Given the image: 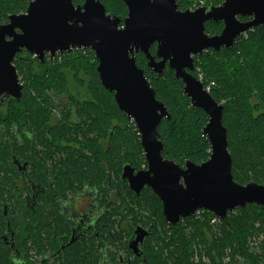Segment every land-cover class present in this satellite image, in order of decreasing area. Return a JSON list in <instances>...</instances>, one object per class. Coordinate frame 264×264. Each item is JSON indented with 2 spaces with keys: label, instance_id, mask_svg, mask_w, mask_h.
<instances>
[{
  "label": "trees",
  "instance_id": "obj_1",
  "mask_svg": "<svg viewBox=\"0 0 264 264\" xmlns=\"http://www.w3.org/2000/svg\"><path fill=\"white\" fill-rule=\"evenodd\" d=\"M99 1L106 13L119 18L122 25L127 16V9L122 0ZM175 1L178 10L185 11L204 6H218L224 0ZM29 2L30 0H0V24L6 23L10 16L25 13ZM74 2L79 4L81 0ZM239 20L248 22L251 18L244 17ZM204 26L208 36L220 34L223 28L222 24L211 22L205 23ZM155 49V46L150 49L152 55L155 54ZM134 57L137 67L143 70L154 90L156 100L164 104L170 116V120L164 118L157 127L163 144L162 157L180 167H183L186 161L196 165L206 162L210 155V145L202 134L208 120L205 113L190 107V101L182 92V82L175 78L174 72L168 67L164 69L162 76L158 77L147 68L144 55L135 53ZM193 60L192 75L201 81L214 102L222 107L221 121L226 129L234 182L243 186L250 183L264 186V27L258 26L248 30L237 38L229 50L221 49L215 52L210 49L200 56L193 57ZM13 65L23 83L25 103L31 112L35 106L37 120L48 116L52 104L51 94L58 97L69 95V80L84 92L80 97L77 96V103L83 108L85 106L81 104H92L90 109H83V113L90 110L95 115V119L90 118L92 125L88 124V128L94 127L102 136H109L108 151L104 153L99 148L98 154L106 155L109 166L115 164L117 182L125 161L130 159L132 167L136 170L146 167L138 130L134 123L119 111L113 94L102 88L92 51L73 50L70 53L58 54L53 61L46 58L43 65L33 60L30 54L20 53L16 55ZM12 104L11 100L7 102L9 112L0 111V120H10ZM111 117L116 119V124L110 122ZM7 155L6 149H0V169L8 168ZM87 160L85 157L81 159L85 167L89 166ZM68 167L72 169L76 166L69 164ZM132 201L136 202L122 207L116 205V227L112 226V230L114 238L120 244L128 233L127 228L133 230L137 225L145 228L152 226L145 238L146 243L144 242L141 248L143 255L135 256L133 264H194L190 259L195 253L194 246L199 244L204 245L203 251L212 260V264H221L225 251L230 253L231 264H264V243L260 249V257L250 252L247 247V241L253 236L259 233L264 235V205L250 204L243 209L237 208L232 213L228 212L226 222L216 217L222 222L221 236L207 239L205 234L209 231L205 232L204 227L194 221V217L183 219L189 222L190 234H177L176 225L169 226L165 223L162 205L150 189L145 188L138 197L132 193ZM42 209L37 210L34 215V228H29L25 237L14 240V249H11L12 242L7 244L0 238V264H17L14 258L11 260V255L16 254L15 249L20 254L24 252L26 258H32L31 252L36 256L42 255L47 251L49 243L55 244L52 246L53 250L58 249L60 237L64 236L62 240L67 241L65 238L69 231H66L64 226L46 225ZM206 214L213 216L207 211ZM7 224L11 227V232L12 229L15 232L16 226L20 225L14 209L4 216L0 203V233L5 230ZM204 224L203 220L201 225ZM166 225L174 230L171 237L163 235L160 231ZM22 228L20 225L19 229ZM61 256L63 264H97V261L101 260L100 255L97 256L95 252L93 254L89 243L74 242L62 250ZM23 263L26 264L24 261Z\"/></svg>",
  "mask_w": 264,
  "mask_h": 264
},
{
  "label": "water",
  "instance_id": "obj_2",
  "mask_svg": "<svg viewBox=\"0 0 264 264\" xmlns=\"http://www.w3.org/2000/svg\"><path fill=\"white\" fill-rule=\"evenodd\" d=\"M122 2L127 9L122 25L119 18L106 13L99 0H84L76 8L71 0H32L25 13L10 16L6 25L0 24V104L4 99L20 97L13 61L23 50L40 60L45 53L53 58L56 53L74 49L90 50L95 55L101 86L113 94L119 111L137 128L147 164L145 171L136 173L125 166L122 179L128 180L137 196L144 187L153 191L162 204L165 223L175 226L199 210L226 222L228 212L237 208L263 206L264 186L234 182L222 107L191 72L194 56L210 49L229 50L248 30L264 27V0H224L218 6L185 11L178 10L175 0ZM238 17L251 20L241 22ZM207 22L222 23L220 34L208 36ZM134 53L144 55L147 68L158 77L167 65L182 82L190 107L207 116L202 130L210 145L206 162L196 165L186 161L181 168L162 157L157 127L170 116L164 104L156 100L143 70L137 67ZM135 235L130 248L140 257L147 232L137 228Z\"/></svg>",
  "mask_w": 264,
  "mask_h": 264
},
{
  "label": "flooded vegetation",
  "instance_id": "obj_3",
  "mask_svg": "<svg viewBox=\"0 0 264 264\" xmlns=\"http://www.w3.org/2000/svg\"><path fill=\"white\" fill-rule=\"evenodd\" d=\"M71 2L76 8L81 6L84 0L79 4L74 0ZM239 18L243 17H238V20ZM15 31L19 33L18 30ZM153 46L156 48L155 44L151 48ZM21 53L27 52L23 50ZM56 55L50 59V54L45 53L42 60L31 56L43 65L46 58L53 61ZM167 67L166 65L165 68ZM15 73L21 87L20 97L17 100L4 99V103L0 104V111L7 113V102L11 100L13 103L10 120H0V149L8 151V168L0 169V203L4 216L14 209L18 224L23 228L20 230L19 225L16 226L15 232L13 229L11 232V227L7 224L5 230L0 233V238L7 244L12 242L11 249H14V240L25 237L26 231L34 228V215L42 208L46 225L64 226L69 232L65 238L67 241L62 240L64 236L59 238L56 250L52 249L55 244L49 243L44 254L36 256L31 252L32 258H26L24 252L20 254L15 249L16 254L11 255V260L14 258L17 264H24L23 261L26 264H63V259H60L62 250L78 242L89 243L93 254L95 252L97 256H101L97 264H133L136 255L130 248V243L136 236L134 231L141 228L149 235L152 226L145 228L137 225L133 230L127 228L128 233L120 244L114 238L112 226L116 227V205L122 207L136 202L132 201V193L137 195L129 188L128 180L122 179L124 167L129 166L135 172H140L147 169V164L141 170H136L132 167L130 159L125 161L117 182L115 164L109 166L106 155L98 154L99 148L104 153L108 151L109 136H102L94 127L88 128V124H91L90 118L95 119V115L90 110L83 113V109H90L92 104H81L85 106L83 108L77 103V96L80 97L84 92L69 80V95L58 97L51 94L52 104L48 116L37 120L35 106L31 112L25 103L23 83L16 68ZM110 122L114 125L116 119L111 117ZM84 157L88 159V167L81 161ZM69 164L76 167L69 169ZM145 188L147 187L143 190ZM140 246L138 244L137 248Z\"/></svg>",
  "mask_w": 264,
  "mask_h": 264
},
{
  "label": "rangeland",
  "instance_id": "obj_4",
  "mask_svg": "<svg viewBox=\"0 0 264 264\" xmlns=\"http://www.w3.org/2000/svg\"><path fill=\"white\" fill-rule=\"evenodd\" d=\"M144 165V164H143ZM133 209H136V207H133ZM232 213V212H231ZM194 217V221H198L199 222V226H201L203 228V230L206 232L207 230L209 231L206 232V237L207 239H210L212 237H216L219 238L221 236V223L214 215H210L208 216L206 214V212L204 213V211L199 210L196 212V214L193 216ZM228 217V216H227ZM205 221L204 225H201L202 221ZM181 220L179 222V224H177V228H176V232L177 234H187L189 235L190 232V225L188 221H183ZM200 227V228H201ZM161 233L163 235H166L168 237H171L174 233H173V229L168 228L167 225L165 227H162L160 229ZM175 237H177L175 235ZM264 243V235L262 233H259L256 236H253L251 240L247 241V247L250 248V252H252L254 255L259 256L261 253V246ZM195 249V253L194 255L191 257L190 261L194 264H212V260L207 257V255H205L203 249H204V245L203 244H199L197 247L194 246ZM214 258L216 259V255L215 253H213ZM260 257V256H259ZM236 258V256H235ZM216 262H218V260H216ZM166 264H172L171 262H167ZM221 264H231V256L229 251H225V255L221 260ZM262 264V263H261Z\"/></svg>",
  "mask_w": 264,
  "mask_h": 264
},
{
  "label": "bare ground",
  "instance_id": "obj_5",
  "mask_svg": "<svg viewBox=\"0 0 264 264\" xmlns=\"http://www.w3.org/2000/svg\"><path fill=\"white\" fill-rule=\"evenodd\" d=\"M205 7V6H204ZM212 7V6H211ZM249 19V18H248ZM9 23V22H8ZM5 25V24H3ZM18 33V32H17ZM64 54V53H63ZM56 55V54H55ZM155 55V54H154ZM51 59V58H50ZM193 76V75H192ZM148 81V80H147ZM103 88V87H102ZM4 103V102H3ZM220 105V104H219ZM163 120V119H162ZM166 120V119H165ZM138 132V131H137ZM140 137V136H139ZM140 139V138H139ZM162 142V141H161ZM146 162V161H145ZM143 171V170H142ZM135 172V171H134ZM136 173V172H135ZM127 181V180H126ZM130 188V187H129ZM148 188V187H147ZM141 193V192H140ZM153 193V192H152ZM161 203V202H160ZM239 209V208H238ZM206 212V211H205ZM234 212V211H233ZM186 219V218H185ZM179 224V223H178ZM144 231V229H143ZM135 232V231H134ZM149 233V232H148ZM136 237V236H135ZM135 239V238H134ZM133 241V240H132ZM131 244V243H130ZM132 251V250H131Z\"/></svg>",
  "mask_w": 264,
  "mask_h": 264
}]
</instances>
